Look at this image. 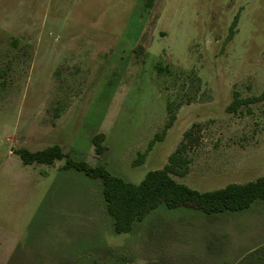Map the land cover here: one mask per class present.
<instances>
[{
  "label": "rangeland",
  "instance_id": "1",
  "mask_svg": "<svg viewBox=\"0 0 264 264\" xmlns=\"http://www.w3.org/2000/svg\"><path fill=\"white\" fill-rule=\"evenodd\" d=\"M263 93L264 0H0V264H264L263 200L213 215L162 204L119 234L101 180L17 154L59 145L139 184L195 127L175 180L246 184L264 176V100L228 108Z\"/></svg>",
  "mask_w": 264,
  "mask_h": 264
},
{
  "label": "trees",
  "instance_id": "2",
  "mask_svg": "<svg viewBox=\"0 0 264 264\" xmlns=\"http://www.w3.org/2000/svg\"><path fill=\"white\" fill-rule=\"evenodd\" d=\"M154 1L146 0V7L151 8ZM263 100L264 93L248 99L235 97L228 111L236 112L245 104L251 105ZM175 118L176 116L172 115L163 133L156 134L149 143V150L154 146L155 141L162 138L172 127ZM194 128L184 133L182 142L170 155L168 163L162 169L148 172L139 184L126 182L103 166L92 167L85 161H75L65 154L59 145L35 152L20 149L17 154L25 165L33 163L53 165L58 160H65V169L75 168L91 178L101 180L107 211L114 219L115 231L119 234L131 232L137 222L143 221L162 204L170 209L189 207L213 215L243 211L250 208L257 200L264 201V176L246 184H229L222 189L206 193H200L175 180L174 176L185 177L190 171V159L187 153L190 146L197 143ZM104 140L105 136L102 134L94 138L95 151L98 155L106 150L103 145ZM145 156L146 153H140L133 165H140Z\"/></svg>",
  "mask_w": 264,
  "mask_h": 264
},
{
  "label": "crops",
  "instance_id": "3",
  "mask_svg": "<svg viewBox=\"0 0 264 264\" xmlns=\"http://www.w3.org/2000/svg\"><path fill=\"white\" fill-rule=\"evenodd\" d=\"M55 164V163H54ZM53 164V165H54ZM116 176V175H115ZM117 177H119V176H117ZM119 178H121V177H119ZM123 179V178H122ZM124 180V179H123ZM125 181V180H124ZM126 182H128V181H126ZM130 183V182H129ZM200 211V210H199ZM171 223H169L168 225H166V226H162V225H158L157 227L159 228V229H165V228H167V227H169V225H170ZM190 226H192V225H190ZM189 226V227H190ZM188 227V226H187ZM170 228H174V230L176 231V232H184V230H185V227L182 225L181 227L180 226H170ZM175 252V251H174Z\"/></svg>",
  "mask_w": 264,
  "mask_h": 264
}]
</instances>
